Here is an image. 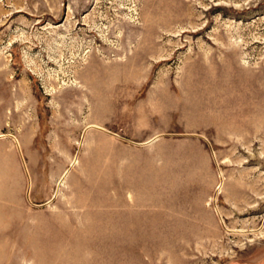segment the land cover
I'll return each instance as SVG.
<instances>
[{"label":"rangeland","instance_id":"1","mask_svg":"<svg viewBox=\"0 0 264 264\" xmlns=\"http://www.w3.org/2000/svg\"><path fill=\"white\" fill-rule=\"evenodd\" d=\"M0 264H264V0H0Z\"/></svg>","mask_w":264,"mask_h":264}]
</instances>
